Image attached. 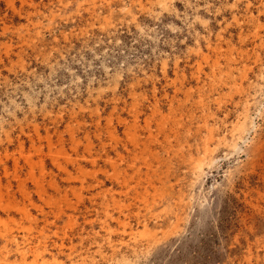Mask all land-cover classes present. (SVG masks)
<instances>
[{
	"label": "rangeland",
	"instance_id": "374dc122",
	"mask_svg": "<svg viewBox=\"0 0 264 264\" xmlns=\"http://www.w3.org/2000/svg\"><path fill=\"white\" fill-rule=\"evenodd\" d=\"M0 264H264V0H0Z\"/></svg>",
	"mask_w": 264,
	"mask_h": 264
},
{
	"label": "bare ground",
	"instance_id": "6f19581e",
	"mask_svg": "<svg viewBox=\"0 0 264 264\" xmlns=\"http://www.w3.org/2000/svg\"><path fill=\"white\" fill-rule=\"evenodd\" d=\"M22 253L25 255V252H24V250L22 251Z\"/></svg>",
	"mask_w": 264,
	"mask_h": 264
}]
</instances>
